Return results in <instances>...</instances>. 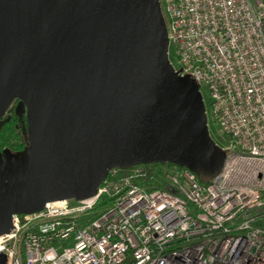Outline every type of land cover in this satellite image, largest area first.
I'll use <instances>...</instances> for the list:
<instances>
[{
  "label": "water",
  "instance_id": "water-1",
  "mask_svg": "<svg viewBox=\"0 0 264 264\" xmlns=\"http://www.w3.org/2000/svg\"><path fill=\"white\" fill-rule=\"evenodd\" d=\"M15 101L27 145L0 152V237L13 215L95 196L111 169L169 164L206 184L224 162L198 85L169 64L158 0H0V129Z\"/></svg>",
  "mask_w": 264,
  "mask_h": 264
},
{
  "label": "built area",
  "instance_id": "built-area-1",
  "mask_svg": "<svg viewBox=\"0 0 264 264\" xmlns=\"http://www.w3.org/2000/svg\"><path fill=\"white\" fill-rule=\"evenodd\" d=\"M158 4L173 72L206 94L219 174L201 185L169 164L111 169L91 198L13 215L7 264H264V0Z\"/></svg>",
  "mask_w": 264,
  "mask_h": 264
},
{
  "label": "trees",
  "instance_id": "trees-1",
  "mask_svg": "<svg viewBox=\"0 0 264 264\" xmlns=\"http://www.w3.org/2000/svg\"><path fill=\"white\" fill-rule=\"evenodd\" d=\"M12 114L13 110H11L10 120L0 129V152L6 148L16 146L18 141H22V135L18 126L17 117ZM14 141L15 143H12ZM145 169L150 171V166H146ZM200 184L204 185L202 183ZM112 199L113 198L109 196H101L95 204L93 213L96 214L97 212L102 211L112 201Z\"/></svg>",
  "mask_w": 264,
  "mask_h": 264
},
{
  "label": "flooded vegetation",
  "instance_id": "flooded-vegetation-1",
  "mask_svg": "<svg viewBox=\"0 0 264 264\" xmlns=\"http://www.w3.org/2000/svg\"><path fill=\"white\" fill-rule=\"evenodd\" d=\"M15 105H16V101L13 102L12 107H11L10 111L8 112V114H7L8 116H10V118H11V110L14 109V106ZM12 115H14V112H13ZM24 120H25V117H24ZM25 125H26V121H25ZM26 145H27V141H25L24 138H23V136H22V141H18L17 144H16V146H12L9 149L11 150L12 153H15L17 151L22 150Z\"/></svg>",
  "mask_w": 264,
  "mask_h": 264
},
{
  "label": "rangeland",
  "instance_id": "rangeland-1",
  "mask_svg": "<svg viewBox=\"0 0 264 264\" xmlns=\"http://www.w3.org/2000/svg\"><path fill=\"white\" fill-rule=\"evenodd\" d=\"M201 94H202V97H203V101L205 102V105H206V94H205V92H204V90L203 89H201ZM219 138V139H218ZM217 139L219 140H216L219 144H220V141H221V137H218ZM12 143H15V141L14 142H12Z\"/></svg>",
  "mask_w": 264,
  "mask_h": 264
}]
</instances>
